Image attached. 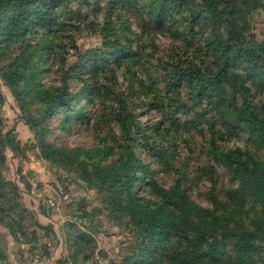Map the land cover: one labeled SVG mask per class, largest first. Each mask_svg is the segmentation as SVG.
Wrapping results in <instances>:
<instances>
[{
    "label": "rangeland",
    "instance_id": "1",
    "mask_svg": "<svg viewBox=\"0 0 264 264\" xmlns=\"http://www.w3.org/2000/svg\"><path fill=\"white\" fill-rule=\"evenodd\" d=\"M261 1L264 4V0ZM63 2L61 20L69 24L68 29L60 35L61 47L42 56L39 84L57 88L64 85L67 77V90L78 99L74 103L76 108L80 101H87L82 97L83 92L97 88V99L90 104V115L106 114L110 122L83 125L71 120L69 131H65L64 116L54 114L45 121L50 127L47 139L70 148L82 147L101 153L111 151L109 157L99 155V158L114 161L123 142L114 117L125 103L137 114L143 131L137 143L146 138L155 147L175 155L165 167L156 163V158L149 157L152 153L147 148L139 147L143 163L152 162L151 179L169 188L186 176L192 186L190 199L205 208L212 207L208 195L214 187L222 198L230 195L234 190L233 182L211 153L214 121L209 123L203 118L213 117L211 113L205 115L209 112L208 104L197 101L194 94L183 90L179 99L195 105L194 108L188 115L180 112L169 117L162 107L156 109L150 103L158 99L168 106L170 98L174 97V93L163 86L164 77L171 68L193 64L215 68V54L211 53L209 43L204 37L193 39L190 33L191 27L200 34L209 32L202 19L191 23L190 12L183 7L160 13L161 0L155 5L153 0ZM250 11L247 36L255 34L258 44L264 41V9ZM110 40H116L120 48L129 49L131 55L122 64L111 58L106 63V56L101 55L105 42ZM254 49L260 50L257 45ZM0 52V68L18 65L29 53L19 45L1 48ZM90 58L95 61H89ZM141 79L144 91L139 84ZM0 92L2 137L13 139L11 144L20 141L16 151L1 138L0 175L9 185L0 193V248L3 251L0 264H122L132 252L131 245L138 244L140 237L128 218L119 219L111 192L105 186L89 184L77 174L46 160L25 112L1 75ZM31 100L33 104L28 110L34 114L37 104L35 99ZM262 100L263 96L258 95L253 103L260 105ZM194 118L197 119L196 127L187 122ZM159 121L169 130L168 139L153 133V126ZM214 129L223 136L215 140L219 150L251 151L249 136L241 130L229 132L220 121L215 122ZM106 163L104 160L102 164ZM138 195L150 198L145 186H141ZM255 243L258 248L256 263L264 264V241L256 240Z\"/></svg>",
    "mask_w": 264,
    "mask_h": 264
},
{
    "label": "trees",
    "instance_id": "2",
    "mask_svg": "<svg viewBox=\"0 0 264 264\" xmlns=\"http://www.w3.org/2000/svg\"><path fill=\"white\" fill-rule=\"evenodd\" d=\"M161 2L160 13L183 7L184 11L190 12L191 23L202 19L209 32L200 34L191 27L190 33L193 39L204 37L209 43L211 53L215 54V68H203L199 64L171 68L164 77L163 86L172 91L174 97L170 98L168 106L158 99L150 100L151 106L162 107L169 117L180 112L188 115L195 105L190 106L179 99L180 93L188 90L198 98L197 101L208 104L209 112L205 115L211 113L213 117L204 116L206 122L220 121L229 132L241 130L249 136L248 142L252 146L249 153L219 150L215 140L223 136L212 125L211 153L216 162L224 166L234 185L226 198H222L216 187L210 190L208 196L212 207L205 208L190 199L192 186L186 176L169 188L150 178L152 162L143 163L139 147L147 148L153 155L149 157L156 158V163L165 167L175 155L155 147L146 138L137 143L143 131L137 114L129 110L128 104H122L114 117L123 140L114 161L99 158V155L109 157L111 151L101 153L82 147L70 148L47 139L50 127L45 121L54 114L64 116L65 131H69L71 120L83 125L110 122L106 114L95 112L90 115V104L97 99V88L83 92L82 97L87 101H80L76 108L74 103L78 99L68 92L67 77L63 80L64 85L57 88L39 84L42 56L61 47L60 35L68 29L69 24L61 20L65 7L63 0H0V49L19 45L25 52L29 51L18 65L0 68V75L25 112L30 128L38 138L41 155L89 184L107 187L119 219L128 218L137 229L140 241L131 245L132 252L126 255L122 264H257L255 242L264 241V50L261 51L264 41L256 44L255 34L247 36V31L250 10L264 9V4L261 0ZM152 4H157V0ZM254 45L260 50L254 49ZM101 55L106 56V63L111 58L122 64L131 54L128 48H120L116 40H110L105 42ZM89 61L94 62L95 58ZM237 65L245 67L234 68ZM139 84L144 91L142 79ZM258 95H262L263 100L260 105H255L253 99ZM32 98L37 104L34 114L28 110L33 104ZM2 100L0 92V104ZM187 122L196 127L197 119ZM162 123L159 121L153 126V133L168 139L169 130ZM1 138L0 129V145ZM3 141L5 145L10 143L16 151L20 145V141L11 144L14 140L9 136ZM104 160L107 161L105 165L102 164ZM8 185L9 182L0 175V193ZM141 186L147 188L150 198L138 195ZM0 255H3L1 248Z\"/></svg>",
    "mask_w": 264,
    "mask_h": 264
}]
</instances>
